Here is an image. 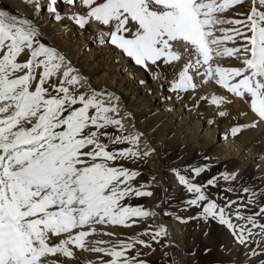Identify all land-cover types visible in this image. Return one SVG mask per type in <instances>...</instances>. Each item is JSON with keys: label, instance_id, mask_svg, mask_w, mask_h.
<instances>
[{"label": "snow or ice", "instance_id": "snow-or-ice-1", "mask_svg": "<svg viewBox=\"0 0 264 264\" xmlns=\"http://www.w3.org/2000/svg\"><path fill=\"white\" fill-rule=\"evenodd\" d=\"M24 2L36 13L42 10L41 0ZM246 2L64 0L84 8V14L70 16L80 28L95 22L107 29L100 42L106 39L149 72L186 60L173 91L197 90L200 76L201 83L212 82L248 104L254 114L248 127L254 128L264 122V0H250L247 13H236L241 19L226 15ZM46 7L55 20L64 18L58 0ZM42 36L32 19L0 7V264H62V258H75L73 248L103 254L99 264H148L137 246L151 249L152 242L159 243L167 236L163 224L114 243L90 239L99 234L96 225L132 228L157 215L127 202L153 195L143 185L134 187L140 173L121 163L149 154L139 151L142 134H125L114 97L87 84ZM224 59L241 66L213 63ZM154 75L161 79L159 71ZM210 103L220 108L232 101L212 95ZM240 131L231 129L233 136ZM124 144L132 147H117ZM203 171L197 167L190 173L199 177ZM176 176L193 194L188 204L201 209L202 218L225 226L249 249V257L264 264V190L245 187L246 202L223 195L218 203L206 191L217 178L198 184L180 172ZM220 178L236 180L228 173ZM105 244L110 246H100Z\"/></svg>", "mask_w": 264, "mask_h": 264}, {"label": "rangeland", "instance_id": "rangeland-1", "mask_svg": "<svg viewBox=\"0 0 264 264\" xmlns=\"http://www.w3.org/2000/svg\"><path fill=\"white\" fill-rule=\"evenodd\" d=\"M11 2H15V0H0V7L9 10L18 17L32 19L44 29L47 28L48 32L54 37L55 42L60 43L52 25L47 27L43 23L41 12L34 15L26 10H18L10 4ZM58 12L61 15V10ZM63 19L57 21L64 27L59 30V33L60 31L67 32L71 26ZM78 28L79 31H84L86 34L90 33L89 26ZM70 33L73 34L74 32ZM65 34L60 33V35ZM42 42L53 47L49 39L42 37ZM56 43L53 44L57 45ZM20 59L23 60L26 57H21ZM77 66H80V64H77ZM157 71L161 73L163 80L171 83V85L178 74L177 71L168 66L155 69V72ZM102 90L107 93L106 90ZM172 92L175 94L178 103H182L189 93V91L185 93L173 90ZM113 103L114 106L119 107L114 100ZM200 105L201 102L195 106H189V110L199 112ZM137 116L140 121H143L141 123L144 125L145 134L150 136V148H146L142 141H139L138 148L142 154L146 152L149 154L141 159L126 160L121 163H123L124 167L140 173L132 181L133 186L140 187L143 185V190L151 191L153 195L151 197L132 198L127 202L150 210H156L161 222H175L183 230L181 233L182 238L178 243H173L169 240V232L167 231V236L158 238L159 243L152 242L151 249L138 245L137 250L143 253L140 259L147 261L148 264H259V258L249 257L247 255L249 249L237 244L225 226L211 218H202L201 209L188 204V201L193 198V194L188 193L186 188L179 184L176 172H180V174L187 176L198 184H205L207 180L214 177L217 178V185L214 187L208 186L206 191L218 203H222L220 197L223 195H227L234 200L240 199L246 202V194L241 190L245 187H252L257 191L264 190V174H258L251 164L244 166L245 168L236 173V169L242 166L239 160L218 159L216 156L218 151L215 147L208 149L203 146V141H201L200 147L192 144L190 139L184 141L183 137L179 136L181 128L176 127L175 124L170 126L164 117L158 118V112L154 108H145ZM231 117L229 131L231 132L233 127L241 128L240 133L233 136V138L237 139L250 130V128L244 127L242 119L237 115H232ZM117 118L122 120L120 113ZM109 131H116L119 134L118 130L115 129H110ZM125 134L129 133L125 130ZM195 135L194 132L189 133L190 138ZM117 147H132V145L124 144ZM197 167L204 169L199 177H195L190 173L191 169ZM225 173L235 175L236 180L224 181L220 177ZM229 187L235 189V191L225 192V189ZM165 213L168 214L165 215ZM157 225L159 223L156 217L143 221L132 228L97 225V233L99 234L90 237V239L114 243L118 239L123 240L136 235L149 226H151L152 230H155ZM104 232H113L116 235L107 236L103 234ZM141 238L150 240L148 236H142ZM100 246L108 247L110 245ZM252 247H256V245L253 244ZM73 251L75 252V258H62V264H99L100 257L103 255L75 248H73ZM104 258L107 259V257Z\"/></svg>", "mask_w": 264, "mask_h": 264}, {"label": "bare ground", "instance_id": "bare-ground-1", "mask_svg": "<svg viewBox=\"0 0 264 264\" xmlns=\"http://www.w3.org/2000/svg\"><path fill=\"white\" fill-rule=\"evenodd\" d=\"M48 2L49 0H41L42 10L40 12L43 23L47 27L52 25L60 43L55 42L47 28L44 29L41 25H37L42 31V37L49 39L53 47L65 55L71 65L86 79L87 84L96 90L104 89L107 94L114 97V101L119 105L118 111H120L122 123L127 133L142 134L140 141L149 149L150 136L145 134L144 125L137 114L145 108H154L158 112V118L164 117L170 126L175 124L176 127L181 128L179 136L181 135L184 141L190 139L192 144L198 147L203 141L204 147L208 149L215 147L218 151L216 154L218 159L239 160L242 166L236 169V173L245 168L244 166L251 164L258 174H264V122L258 123V126L254 128L248 127L254 120V114L250 111L248 104L212 82L201 83L200 76L195 77L199 84L198 89L190 90L185 100L178 103L175 94L172 92L171 83L163 80L162 75L161 79H156L155 67L149 72L136 65L131 58L125 56L106 39L104 43L100 42L104 38L101 33L106 32L107 29L92 22L89 25V34L79 31V26L70 18L72 14L82 15L85 13L84 8L79 4L72 6L65 4L64 0H58V11L61 10L63 20L71 25L70 29L65 32L67 34L60 31L61 34H65L60 35L59 30L64 27L53 18V14L47 11ZM10 4L18 10H26L34 15L38 14L35 12V6L25 3L24 0H15ZM249 9L250 0L245 4L236 6L226 15L229 18L241 19L243 17L236 16V13H247ZM72 31L73 34L70 33ZM228 46L234 45L229 44ZM185 62L186 60H182L180 63H174L170 68L178 72ZM213 63H220L223 66H241L238 61L233 59H224ZM212 95L225 96L232 103H226L217 108L210 103ZM205 96L209 97V100L202 99ZM200 102L199 112L189 110V106H195ZM221 110L227 111L229 117L221 118L218 115ZM232 115H237L242 119L244 127L250 128L248 132L237 139L233 138L229 131ZM190 132H194L196 135L190 138ZM152 211L157 213L156 210ZM155 217L157 222L163 224L169 232V240L178 243L182 238L181 233L183 231L178 224L161 222L157 215Z\"/></svg>", "mask_w": 264, "mask_h": 264}]
</instances>
